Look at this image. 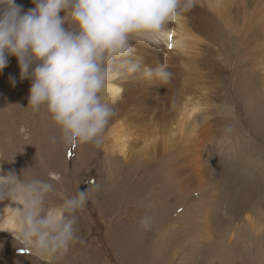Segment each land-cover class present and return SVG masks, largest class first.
Here are the masks:
<instances>
[{"label": "rangeland", "instance_id": "rangeland-1", "mask_svg": "<svg viewBox=\"0 0 264 264\" xmlns=\"http://www.w3.org/2000/svg\"><path fill=\"white\" fill-rule=\"evenodd\" d=\"M255 2L250 0L252 8L246 10L255 11ZM196 7L214 15L191 14L200 21L192 24L197 32L206 30L209 38L198 45L191 41L184 50L168 46L151 55L150 68L168 66L166 57L170 59L172 79L158 98L154 93L160 83L155 81L153 114L140 107L133 125L109 126L100 149L91 144L65 148L58 139L54 143L59 130L47 111L11 127L9 145L2 149L11 146L0 156L6 171L47 180L67 196L98 187L75 214L83 243L49 257L0 231V264H264V79L255 64V43L264 41V26L257 36L250 31L259 19L251 26L240 17L241 8L234 13L239 20L230 19H235L230 9L220 13L234 8L230 0H197ZM262 13L264 19V9ZM224 17L230 19L227 24ZM247 23L244 34L241 25ZM247 48L255 52L252 59ZM24 84L31 87V79H22L19 93ZM194 103L201 105L194 124L172 133L181 113ZM108 136L117 141L125 136L131 156L107 151ZM145 149L155 153L145 157ZM58 203L52 193L46 207ZM142 205L144 210H138ZM152 208L157 212L150 213ZM141 212L157 215L150 230L137 223Z\"/></svg>", "mask_w": 264, "mask_h": 264}, {"label": "clouds", "instance_id": "clouds-1", "mask_svg": "<svg viewBox=\"0 0 264 264\" xmlns=\"http://www.w3.org/2000/svg\"><path fill=\"white\" fill-rule=\"evenodd\" d=\"M32 3L33 8L22 11L14 0H0V71L9 56L17 58L21 79H31L28 106L34 111L43 107L59 130L54 143L58 139L65 148L91 144L100 149L121 93L113 82L139 74L147 81L168 84L173 76L166 64L149 68L133 60L132 41L162 42L166 24L191 11L197 0ZM97 187L67 196L47 180L21 179L11 171L0 175V201L7 198L18 205L10 207L15 209L10 229L3 230L38 254L62 255L72 244L83 243L75 214L85 208ZM52 193L60 203L46 207ZM153 221L154 216L145 215L139 224L147 231Z\"/></svg>", "mask_w": 264, "mask_h": 264}, {"label": "bare ground", "instance_id": "bare-ground-1", "mask_svg": "<svg viewBox=\"0 0 264 264\" xmlns=\"http://www.w3.org/2000/svg\"><path fill=\"white\" fill-rule=\"evenodd\" d=\"M249 1L250 0H230L231 5L233 4L234 8L228 7L227 9H222L220 11V13L224 14L225 12H227L230 9L231 15L235 16V19H232V18H230V19L231 20H239L238 19L239 15H235L234 13L236 12L235 8H241L240 17L245 16L249 21V25L255 26L254 19L255 18L259 19V22L257 24L259 26H256L254 28V30L250 31L251 33H255V35L259 36L260 33H262V29L264 26V19H263V13H262V9H264V0H256L255 11L253 9H251L250 11L246 10L247 6L252 8V6L249 5ZM14 2L17 5L22 6V11H27L28 9L33 8L35 6L32 3V0H15ZM193 11H195L199 16L200 15L203 16L204 19H206L207 16L211 17V19H212V17H214V15L212 13H210L208 11H206V13H205L204 11L198 10L197 7L195 6L191 11L182 14L176 22H168L166 24L167 33H166V36L164 37V39L162 40V42L154 44V43L132 41V44L134 47V54H133L132 59L138 60L142 67L147 66L150 68V62L152 60L151 55L159 53V51L160 52L165 51L170 44L172 47L178 46L181 48V50H184V49H187L189 47V43H191V41L192 42L197 41V45H198L200 41H203V39H208L209 37H206V36H208L209 34L206 30H204V32L202 34H199L197 32V28H195V26L192 25V24H199V22H200L199 20L194 21V18L191 15ZM64 14L65 13L63 11L60 13V15H64ZM230 19H227L226 17H224L225 24H227L228 20H230ZM187 22L188 23L190 22V24H191L190 27L194 28L196 31L188 28V26H186ZM209 22L210 21H204V23L206 25H210ZM212 22L214 23V21H212ZM249 25H248V23H247V25H243V24L241 25L242 33L247 34V32H249ZM64 26L66 28L69 27V25L67 23ZM261 27H262V29H261ZM255 46L257 47L256 52L258 54V60L255 61V64L257 66H259L260 75L264 79V41H263V39L261 38L260 41H256ZM247 52L249 54V59L255 55V52H254V50H252V48H247ZM166 60L168 61L169 65H170V59L168 57H166ZM251 63L253 64L252 61H251ZM13 78L15 79L14 85L12 83ZM3 83H5V86H3ZM21 83H22V79L20 76V68H19V65L17 62V58L15 56H9L7 66L2 71H0V89L1 88L5 89L3 92H1V90H0V107L5 106L3 108V109H5V112L0 113V156L1 157H2V154L4 153V150L7 148H10V146H11V144H10V146H5L4 150L2 149L3 145H9V142H10L9 131H10L11 127H13V126L15 127V124H16V126H18L19 123H25L26 121H31V120H28V117L31 118V116L37 114V111H34L30 106H28V97H29L30 87L27 86L26 84H24V86H23L24 92L19 93L20 90L22 91ZM113 83H115L121 89V93H120V96L116 99V101L113 104L115 114H114L112 121H111L109 126H113V125L117 126L121 122H124V124H126V125H133L138 120V118H135V117L137 116L140 107H144L145 112H150V113L152 112V98H153L152 96L153 95H152L151 91L156 88L157 84H155V80L154 81H147V80L141 78L139 76V74H132V75H128L122 79H118V80L114 81ZM158 83H160L159 84V90L160 91H157L158 93H154L155 96L157 95V98H158V96L161 97L160 92L163 91V89H165L164 87L166 86V84L161 83L159 81H158ZM155 90H158V89H155ZM200 107H201V105L199 103H194L191 106L187 107L186 111L181 113L179 122L177 123V127L174 128L172 133H175L178 131L180 133H182L183 130L186 129L185 127H188L189 125L194 124L193 117L195 116L196 113H199L201 111ZM40 111H42L44 113L46 112V110L43 107L40 108ZM1 112H2V110H1ZM134 113H136V114L134 115ZM152 114H153V112H152ZM201 116H202V114H201ZM39 117H42V116L40 115ZM139 118H141V117H139ZM33 120L36 121L37 119H33ZM40 128H39V130H40ZM16 131H18V130L16 129L15 132ZM106 135L107 134H105V136ZM127 138L129 139V137H127ZM108 140L110 143L105 147V149L107 151L111 152L112 154H117L116 155L117 157H118V155L121 157H127V158L131 156L130 150H128V147H127L126 142H125V136L120 137L119 141L111 140L110 136H108ZM181 148H183V150L185 151V148L183 145H181ZM23 149H24V147H23ZM146 149L142 152L143 153L142 155L145 157H147L146 155H153L155 153L154 150H152L153 152L147 153ZM19 150L21 151L22 149H19ZM131 151H132V149H131ZM21 153L22 152H20L19 154H21ZM133 153H137V151H133ZM43 154H44V152H43ZM137 154H139V153H137ZM144 154H146V155H144ZM4 155H5V153H4ZM22 155H24V154H22ZM22 155H19V157ZM16 157H17V155H16ZM151 157H153V156H151ZM40 159H42V158H40ZM28 162H29V160H28ZM12 163H15V162H12ZM30 165H31V163H30ZM109 167H110V164L107 165L108 169H109ZM14 168H15V172H18L20 165L16 164ZM6 170L7 169H4L3 165L0 163V175L6 174L9 172ZM32 172H34V171H32ZM21 175L18 176V178L28 179L27 178L28 176L24 177L25 175L24 176H21ZM52 177H55V175H53ZM153 202H155V200ZM17 206L18 205L15 202L10 201L7 198L3 201H0V231H3L5 233L9 234L10 236H13V234L8 230H3V229H5V228L10 229V221H11V218H12L14 211H15L14 208H10V207H17ZM155 206H157V205H155ZM142 207H143V205L139 206L138 210H141ZM142 210H144V209H142ZM145 210H147V209H145ZM156 210H158V209L150 210V213H151V211L154 213V211H156ZM142 214H144L143 216H145V213H142V212L139 215H142ZM149 215H151V214H149ZM143 216H140L138 218V220ZM155 217H157V215L154 216L153 222L157 221V220H155ZM138 220H137V223H139ZM130 233H132V232H130ZM130 233L128 235H131L132 237H135L137 235L136 233H134V234H130Z\"/></svg>", "mask_w": 264, "mask_h": 264}, {"label": "snow or ice", "instance_id": "snow-or-ice-1", "mask_svg": "<svg viewBox=\"0 0 264 264\" xmlns=\"http://www.w3.org/2000/svg\"><path fill=\"white\" fill-rule=\"evenodd\" d=\"M169 47H171V44L169 45ZM68 154L71 155V152H69Z\"/></svg>", "mask_w": 264, "mask_h": 264}]
</instances>
